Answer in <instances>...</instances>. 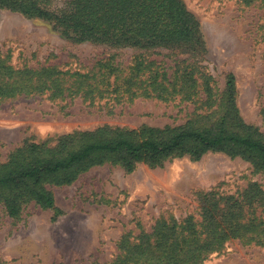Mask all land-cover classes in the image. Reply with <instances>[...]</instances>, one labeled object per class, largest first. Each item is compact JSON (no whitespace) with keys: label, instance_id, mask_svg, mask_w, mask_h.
<instances>
[{"label":"trees","instance_id":"obj_1","mask_svg":"<svg viewBox=\"0 0 264 264\" xmlns=\"http://www.w3.org/2000/svg\"><path fill=\"white\" fill-rule=\"evenodd\" d=\"M242 1L250 5L256 0ZM50 4L0 0V9L45 22L75 44L136 49L133 66L121 68L107 58L82 73L55 64L18 70L0 61V102L17 95L63 102L79 98L111 113L123 103L152 99L189 103L194 110L185 124L162 129L103 126L67 134L54 143L24 142L0 161V203L10 218L18 219L30 204L57 211L53 187L71 185L105 164L132 173L140 165L156 169L175 159L200 161L209 153H222L264 171V133L241 117L235 75L228 73L221 88L200 64L207 44L184 0H69L59 11ZM161 50L188 57L167 68V62L151 59ZM198 199L199 219L161 218L151 233L125 235L110 264H203L229 242L264 246L261 185L252 184L236 195L212 190Z\"/></svg>","mask_w":264,"mask_h":264},{"label":"rangeland","instance_id":"obj_2","mask_svg":"<svg viewBox=\"0 0 264 264\" xmlns=\"http://www.w3.org/2000/svg\"><path fill=\"white\" fill-rule=\"evenodd\" d=\"M50 1L51 10L59 11L69 0ZM184 2L200 22L207 44L200 64L221 88L228 73L235 75L241 117L264 133L263 1ZM138 54L133 48L75 44L45 22L0 9V61L14 69L55 64L64 71L87 73L107 58L121 68L132 67ZM177 56L161 50L151 59L171 68L174 60L188 57ZM193 110V105L179 101L136 99L109 113L79 98L63 102L17 95L0 102V161L26 141L54 143L67 134L103 126L162 129L185 124ZM255 183L264 188V171L222 153H209L200 161L175 159L156 169L140 165L132 173L119 165L93 167L73 184L52 188L57 211L30 204L13 219L0 203V264H110L125 235L151 233L161 218L199 219L200 193L236 195ZM203 264H264V246L229 242Z\"/></svg>","mask_w":264,"mask_h":264}]
</instances>
